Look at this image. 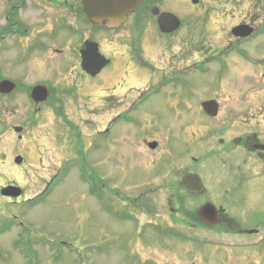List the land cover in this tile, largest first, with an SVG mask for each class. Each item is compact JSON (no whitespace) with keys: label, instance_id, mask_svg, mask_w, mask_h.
Instances as JSON below:
<instances>
[{"label":"flooded vegetation","instance_id":"1","mask_svg":"<svg viewBox=\"0 0 264 264\" xmlns=\"http://www.w3.org/2000/svg\"><path fill=\"white\" fill-rule=\"evenodd\" d=\"M11 1L7 0L10 10L0 20H4L0 55L10 49L15 53L7 61L0 56V82L6 79L1 78L2 66L18 58L22 43L28 46L29 56L43 49L41 35L46 33L49 38L57 28H64L52 22L69 16L70 27L64 29L77 56L74 67L96 85L89 93L95 117L91 136L80 131L65 135L66 123L79 124L70 116L65 100L76 99L75 90L57 91L50 86L45 103H51L48 120L59 125L51 131L55 138L45 146L49 162L61 149L68 152L66 161L78 157L73 159L82 164L78 169L81 183L87 173L92 177L88 185H79L78 193L64 192L71 211L82 218L93 212L95 228L103 225L110 239L128 241L135 255L157 264H264V189H255L264 187V9L226 8L241 0H142L123 26L109 30L105 55L110 63L93 77L82 69L80 51L87 39L83 37L86 29L79 24L84 19L81 0H66L59 6L52 0L40 4L32 0L45 8L41 23L32 26L21 18L26 0L14 6ZM50 4L65 7L66 14L50 15L46 10ZM156 10L176 16L181 24L163 34ZM52 47L48 51L53 54L45 60L60 71L55 66L66 51ZM163 50L168 55L163 56ZM153 64L156 74L149 71ZM90 86L84 88L88 91ZM19 90L18 85L7 97ZM153 97L157 98L153 110L131 121L120 137L106 136ZM0 100L4 105V96ZM43 108H37L36 115L40 110L44 115ZM54 166L47 170L49 186L61 170ZM22 168L29 172V166ZM81 186H86L88 195ZM29 199L24 190L12 201L18 205L12 218L20 219ZM211 204L216 212L202 213ZM102 217L108 222L102 224ZM19 224L26 231L17 234L14 251L40 256L60 250L53 248L48 231L30 229L24 221ZM148 228L152 231L147 232ZM245 236L256 240L244 241ZM148 238L162 243H146Z\"/></svg>","mask_w":264,"mask_h":264},{"label":"rangeland","instance_id":"2","mask_svg":"<svg viewBox=\"0 0 264 264\" xmlns=\"http://www.w3.org/2000/svg\"><path fill=\"white\" fill-rule=\"evenodd\" d=\"M18 0H12L10 5L14 6ZM37 3H40L41 0H35ZM51 1V0H50ZM59 0H53L55 5H59ZM49 3V0H48ZM7 0H0V20L10 10V6H6ZM25 6L22 7L20 13H22L21 18L24 20L25 24L37 25L41 23V14L44 12L43 9H40L38 5L32 0H26ZM77 7V5H76ZM226 8H236V9H264V1L258 0H241L240 4H235L234 7L227 6ZM58 9V10H56ZM65 7H55L53 5H47L46 10L50 15H63L65 13ZM23 11V12H22ZM53 20V17H51ZM56 18H54L55 20ZM77 21V20H76ZM81 21V20H80ZM4 20L0 21L3 23ZM46 22V20H45ZM71 19L69 16L66 19H62L56 23L52 22L54 26H61L63 24L64 28L70 27ZM81 22H79L80 24ZM23 24V23H22ZM77 24V22H75ZM86 28L84 30L83 37H92L94 40L99 41L103 47L108 48L109 35L104 32V30H96L95 32L91 31V28L88 26H83ZM63 27L57 28L59 31H54V34L49 38L47 34L44 33L41 35V40L44 43V48L40 50H35L30 53L28 46L25 44L20 45L19 56L17 59H14L12 62H9L2 66L3 75L1 78L13 79L17 82H21L24 86H34L40 83H49L53 89H62L74 91L76 99L66 98V102L69 108L70 116L74 122H78V125H75L72 122L65 124V135L71 133V131L80 130L83 136H91L93 131V121L95 117L92 115V99H89V93L93 92L96 85H93L95 82L81 74L78 70L76 72V66L74 63L77 61V56L73 53L72 41L68 37V32ZM71 43V44H70ZM52 45V50L55 48H64L66 53L65 57L60 61L56 68H60V71L55 70L53 66L49 64L48 60L45 58L53 52H49V46ZM101 46V50L104 52V49ZM40 48V47H39ZM67 49V50H66ZM108 50V49H107ZM106 51V50H105ZM15 53L14 49H10L5 53L1 54L6 61L11 59ZM162 55H168L166 50L162 51ZM157 65L153 64L149 67V71L152 74H156ZM12 72V74L10 73ZM145 76V75H144ZM139 77L138 81L141 82V79L144 77ZM107 78L108 75H107ZM108 86L110 85L109 79ZM101 83L100 80L97 81ZM77 83V87H76ZM63 84L62 86H60ZM87 85H92L85 89ZM85 86V88H84ZM84 88V89H83ZM21 91V90H20ZM56 94L58 95V92ZM27 92L22 90L14 94L12 98H8L9 105L7 110L15 111L13 117L5 113L2 118L3 124H0V189L1 186L6 187L10 184H17L23 187L27 194L32 198L38 193H41L44 190V183L49 177L47 170L54 166V164L69 163L66 161L69 158L68 152L58 150L53 156V160L49 162L48 154L45 150L46 143H49L52 138H55L51 131L58 130L59 125L55 122H50L48 120V111L49 106L44 107V115H41L42 111L40 110L36 115L37 108L33 105L32 102L29 103L27 100ZM87 100H90L88 102ZM157 103V98L153 97L148 99L139 109L138 113H133L131 116L121 120L113 129L111 133H107L106 136H111L112 139L120 137L126 127L129 126L131 121L139 118V115L153 110L154 106ZM7 104L4 102V105ZM2 105V100H0V112L6 106ZM51 106V103H49ZM41 109V107H40ZM74 111V112H73ZM41 112V113H40ZM69 116V117H70ZM32 117V119H31ZM1 119V118H0ZM24 126L23 136L26 138L24 141H20L19 135L14 132V126ZM26 132V133H25ZM25 133V134H24ZM58 137V136H57ZM27 144V145H26ZM26 145V146H25ZM25 146V148H24ZM18 155L24 156V161L21 166L14 163L15 157ZM51 156V155H50ZM73 157H77L73 155ZM51 163H53L51 165ZM29 166L30 172H23V165ZM34 170V171H32ZM37 171V173H35ZM209 171L206 172L208 174ZM76 170L72 172V175L65 177L64 181L60 184L56 183L55 189H53V194L46 200L42 196L39 201H42L38 207L31 206L28 204H23V214L20 216L23 218L24 222H27L29 226L40 228L48 231L52 236L58 237V239L68 238L72 240V243L75 247V253L68 252H57L43 254L38 257H28L19 252V254L14 251L13 246L11 245L16 238L18 233L17 227H11L12 221L14 218L8 219L7 217L12 216L13 213L18 212L17 206L14 204H9L5 199L0 198V228L6 223V228L9 230L5 235L0 236V264H157L153 260H145L140 256L135 255L128 247L129 243L123 239H110L107 232L108 228H104L103 225L98 230L94 227L92 222V214L85 213L84 217H77L66 205L65 195L68 193L62 192L63 190H69L70 194L78 193V183L75 178ZM91 173H87L86 177L89 178ZM67 179V180H66ZM47 183V182H46ZM212 185L216 184V181L211 183ZM88 195V190L86 186H81ZM256 190H263L262 186H255ZM62 194V195H61ZM61 195V198L57 200ZM64 195V199L62 196ZM57 200V202L50 208V203ZM88 207L91 208L93 203L92 200L87 199ZM26 205H30L27 208ZM16 206V207H15ZM37 210V211H36ZM245 211L247 209H244ZM251 210H248V212ZM254 212V211H251ZM250 213V212H249ZM2 214V215H1ZM108 220L102 217V224L107 223ZM147 232H151L152 229L148 228ZM11 240V241H10ZM256 240L254 236H245L244 241ZM156 241L159 245L162 243V240L148 238L145 240L146 243H152ZM18 243L16 244V248ZM117 248V252L113 249Z\"/></svg>","mask_w":264,"mask_h":264},{"label":"water","instance_id":"3","mask_svg":"<svg viewBox=\"0 0 264 264\" xmlns=\"http://www.w3.org/2000/svg\"><path fill=\"white\" fill-rule=\"evenodd\" d=\"M140 0H84L85 4V12L87 14V20L91 23H101L108 25H117L120 24L125 16L137 6ZM162 24V21H161ZM163 26V24H162ZM164 29V27H162ZM165 30V29H164ZM87 53H84V68L92 73L96 74L99 70H101L107 62L103 61V58L98 54L97 46L94 44L88 45ZM95 58L94 60H92ZM100 61V62H99ZM11 82L5 81L0 85V93L8 94L10 93L14 87H11ZM34 98H36L37 102L45 101L47 99V92L45 87H37L33 92ZM17 132H20L22 128H15ZM17 163L22 162V158L16 159ZM11 189V188H10ZM10 189H5L3 191L4 194H11ZM13 190V189H12ZM15 194L18 195L19 190L14 189Z\"/></svg>","mask_w":264,"mask_h":264}]
</instances>
